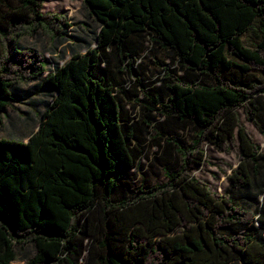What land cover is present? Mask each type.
<instances>
[{
	"label": "trees",
	"instance_id": "obj_1",
	"mask_svg": "<svg viewBox=\"0 0 264 264\" xmlns=\"http://www.w3.org/2000/svg\"><path fill=\"white\" fill-rule=\"evenodd\" d=\"M44 1L0 0V123L10 88L39 79L34 94L48 96L25 142L0 138V264H264V149L238 114L264 139V0H82L95 47L51 68L17 47L67 36ZM142 35L168 62L137 98L119 79ZM147 129L172 167L165 183L130 188ZM204 144L238 150L221 194L191 175Z\"/></svg>",
	"mask_w": 264,
	"mask_h": 264
},
{
	"label": "rangeland",
	"instance_id": "obj_2",
	"mask_svg": "<svg viewBox=\"0 0 264 264\" xmlns=\"http://www.w3.org/2000/svg\"><path fill=\"white\" fill-rule=\"evenodd\" d=\"M41 12L44 14L59 15L65 18L69 28L66 30V37L56 40L51 44H45L43 38L37 34L34 38L22 37L17 42L18 49L33 48L48 60V67L55 64L61 66L70 59L73 54H83L86 49L95 47L94 36L99 31L98 23L88 15L82 0H45L41 6ZM128 53L131 60L133 72L124 74L119 82L128 90V94L139 95V90L152 84L157 85L161 75L158 64H167L166 53L155 48L146 35L135 36L127 43ZM110 67L115 66V60L110 57L108 60ZM47 67V69H49ZM39 79L26 85L19 84L9 89L12 97L13 106L1 113L0 138L17 141H26L32 135L38 126L39 115L45 109V103L48 96L44 95L42 87L38 88V95H35L34 85ZM36 88V87H35ZM26 89V94L31 95L28 102L19 103L17 98L22 96L21 90ZM132 98V97H131ZM140 98V95L137 97ZM131 114L137 117V109L132 110L128 107ZM241 124L244 126L253 141L264 149V139L256 130L247 123L241 111H238ZM156 122H162V118L155 116ZM147 134H137L139 144H142L144 150L142 158L138 163V169L132 172L127 178L126 183L130 188L139 185L152 186L163 184L166 181L164 169H171L172 163L163 166L155 160L159 156V151L151 145L152 140H147V136L152 138L154 131L147 129ZM181 137V132L178 133ZM183 136L189 138L190 131L184 132ZM205 154L203 165L191 173L195 178L207 183L212 191L219 194L226 188L225 177L230 174V170L235 168L238 163V150L232 148L228 154L216 152L211 145L204 144L202 147ZM32 252L30 246H26L19 257L22 259L28 257Z\"/></svg>",
	"mask_w": 264,
	"mask_h": 264
},
{
	"label": "crops",
	"instance_id": "obj_3",
	"mask_svg": "<svg viewBox=\"0 0 264 264\" xmlns=\"http://www.w3.org/2000/svg\"><path fill=\"white\" fill-rule=\"evenodd\" d=\"M25 142V141H24Z\"/></svg>",
	"mask_w": 264,
	"mask_h": 264
}]
</instances>
